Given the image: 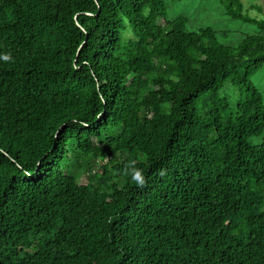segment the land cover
<instances>
[{
  "label": "trees",
  "instance_id": "16d2710c",
  "mask_svg": "<svg viewBox=\"0 0 264 264\" xmlns=\"http://www.w3.org/2000/svg\"><path fill=\"white\" fill-rule=\"evenodd\" d=\"M222 4L259 33L0 0V264H264V16Z\"/></svg>",
  "mask_w": 264,
  "mask_h": 264
},
{
  "label": "rangeland",
  "instance_id": "374dc122",
  "mask_svg": "<svg viewBox=\"0 0 264 264\" xmlns=\"http://www.w3.org/2000/svg\"><path fill=\"white\" fill-rule=\"evenodd\" d=\"M170 18L184 15L189 22V31H198L202 28H212L217 32L220 43L226 46H238L246 37L259 33V28L254 24L234 20L226 14L222 0H165ZM243 11L249 16L262 19L264 11L260 12L253 6H261L264 10V0H240ZM130 34V33H129ZM254 85L261 91L264 99V68L252 79ZM226 93L232 99L237 92L228 88ZM85 179V178H83Z\"/></svg>",
  "mask_w": 264,
  "mask_h": 264
}]
</instances>
